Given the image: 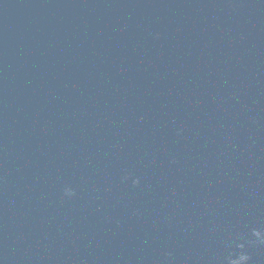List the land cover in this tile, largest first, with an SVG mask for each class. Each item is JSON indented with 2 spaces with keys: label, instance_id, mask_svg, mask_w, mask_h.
I'll return each instance as SVG.
<instances>
[{
  "label": "water",
  "instance_id": "obj_1",
  "mask_svg": "<svg viewBox=\"0 0 264 264\" xmlns=\"http://www.w3.org/2000/svg\"><path fill=\"white\" fill-rule=\"evenodd\" d=\"M0 264H264V0H0Z\"/></svg>",
  "mask_w": 264,
  "mask_h": 264
},
{
  "label": "clouds",
  "instance_id": "obj_2",
  "mask_svg": "<svg viewBox=\"0 0 264 264\" xmlns=\"http://www.w3.org/2000/svg\"><path fill=\"white\" fill-rule=\"evenodd\" d=\"M139 183V181H137V184ZM72 195H74V193L72 194Z\"/></svg>",
  "mask_w": 264,
  "mask_h": 264
}]
</instances>
